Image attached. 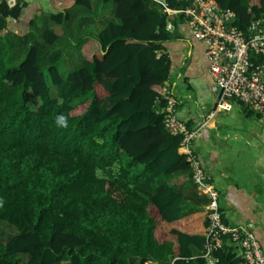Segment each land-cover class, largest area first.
Segmentation results:
<instances>
[{
	"label": "trees",
	"instance_id": "1",
	"mask_svg": "<svg viewBox=\"0 0 264 264\" xmlns=\"http://www.w3.org/2000/svg\"><path fill=\"white\" fill-rule=\"evenodd\" d=\"M113 1L115 21L79 40L80 66L62 75L56 63L47 65L53 96L37 45L7 64L2 30L27 2L0 0V219L16 227L0 242V264H205L194 255L207 209L182 213L181 193L164 178L190 167L178 150L181 136L158 110L171 66L167 13L157 0ZM216 1L234 11L238 28L264 21V0ZM49 5L51 19L64 23L72 6L90 0ZM42 36L46 43L57 37L50 28ZM60 114L66 128L55 122ZM235 253L224 244L215 250L218 264L233 263Z\"/></svg>",
	"mask_w": 264,
	"mask_h": 264
},
{
	"label": "crops",
	"instance_id": "2",
	"mask_svg": "<svg viewBox=\"0 0 264 264\" xmlns=\"http://www.w3.org/2000/svg\"><path fill=\"white\" fill-rule=\"evenodd\" d=\"M25 1L22 14L8 20L7 25L19 33L29 30L38 7L36 0ZM114 10L113 0H90L88 7L72 6L64 26L77 41L62 39L50 28L57 37L47 43L48 51L61 54L57 61L69 65L67 72L82 64L79 40L96 35L106 22L115 21ZM174 17L169 30L172 38L164 43V50L171 64L166 86L177 98V115L188 127L197 129L191 148L219 191L224 219L230 224H248L264 248V115L246 113L235 99L216 108L217 90L209 74L205 45L187 21L177 19L175 23ZM56 65L64 75L66 72ZM164 178L181 193L182 213L206 207L207 196L193 183L189 168L172 171Z\"/></svg>",
	"mask_w": 264,
	"mask_h": 264
},
{
	"label": "built area",
	"instance_id": "3",
	"mask_svg": "<svg viewBox=\"0 0 264 264\" xmlns=\"http://www.w3.org/2000/svg\"><path fill=\"white\" fill-rule=\"evenodd\" d=\"M167 13L166 28L171 29V16L188 22L195 37L205 45L209 74L217 90L216 108H223L231 99L264 115V21L251 20L247 28L233 24L234 11L221 7L216 0H185L184 5L169 7L157 0ZM12 5L16 0H7ZM165 104L159 108L168 130L179 134V150L186 154L193 183L207 196V225L201 251L205 264H218L215 250L229 244L237 259L231 264H264V248L248 224H230L219 205V191L210 181L201 158L191 148L197 129L190 128L177 115V98L165 84L161 88ZM213 113L209 111L208 116ZM205 123V120H204ZM146 264H175L147 261Z\"/></svg>",
	"mask_w": 264,
	"mask_h": 264
},
{
	"label": "rangeland",
	"instance_id": "4",
	"mask_svg": "<svg viewBox=\"0 0 264 264\" xmlns=\"http://www.w3.org/2000/svg\"><path fill=\"white\" fill-rule=\"evenodd\" d=\"M29 3H31L33 0H27ZM38 2V7L35 9L34 12V21L30 24L29 30L23 33H19L15 31L13 28L5 27L4 30H2V34L4 36V39L6 41V47L8 54L6 55V62L8 65H14L16 64L25 54L26 50L28 49L29 44H35L38 47V66L43 69L47 75V80L50 84V92L53 96H57L56 94V87L55 85L50 83V79L48 76V73L46 71V67L48 64L56 63L59 65L60 70L63 72H67L69 65L62 63V61L58 62V58L61 56L59 52L51 53V51H48L47 43L44 41L42 36V31L46 28H52L53 31L56 33H60L62 39H73V41H77L76 37L74 35H71L70 32H68L64 26V23H56L54 22L50 17V5L49 0H36ZM76 27H79V22H76ZM84 33V32H83ZM63 34V35H62ZM81 34V33H79ZM57 43L59 41L57 40ZM15 52H18V54L15 55ZM9 54L11 55L12 61L9 60ZM21 54V56H20ZM40 99L38 96L32 95L31 96V104L36 105L39 103ZM252 160V159H251ZM255 161V160H254ZM264 171V167H263ZM98 173H101L100 170H98ZM262 173V178H263ZM264 183V181H262ZM16 232V227L3 220L0 219V242L4 241L6 238H8L10 235ZM19 264H23L22 261L19 262Z\"/></svg>",
	"mask_w": 264,
	"mask_h": 264
},
{
	"label": "clouds",
	"instance_id": "5",
	"mask_svg": "<svg viewBox=\"0 0 264 264\" xmlns=\"http://www.w3.org/2000/svg\"><path fill=\"white\" fill-rule=\"evenodd\" d=\"M172 17L173 16H171V21H172ZM181 19H183V18H181ZM173 23V22H172ZM167 29V28H166ZM168 30H170V29H168ZM239 101V100H238ZM241 102V101H240ZM243 103V102H242ZM254 112H256V111H254ZM256 113H259V112H256ZM261 115V114H260ZM55 122H56V124H57V126L58 127H63V128H66L67 126H68V118H67V116H65V115H63V114H60V115H58L57 117H56V120H55ZM0 204H2V202H0ZM206 209V208H205ZM224 217V216H223Z\"/></svg>",
	"mask_w": 264,
	"mask_h": 264
}]
</instances>
